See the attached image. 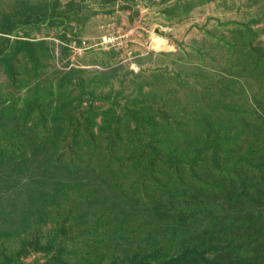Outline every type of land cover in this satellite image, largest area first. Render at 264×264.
<instances>
[{
  "label": "rangeland",
  "instance_id": "rangeland-1",
  "mask_svg": "<svg viewBox=\"0 0 264 264\" xmlns=\"http://www.w3.org/2000/svg\"><path fill=\"white\" fill-rule=\"evenodd\" d=\"M22 5L0 27V264H264V0L0 18Z\"/></svg>",
  "mask_w": 264,
  "mask_h": 264
},
{
  "label": "trees",
  "instance_id": "trees-1",
  "mask_svg": "<svg viewBox=\"0 0 264 264\" xmlns=\"http://www.w3.org/2000/svg\"><path fill=\"white\" fill-rule=\"evenodd\" d=\"M39 6H46V4L43 2H40L39 4H36L34 7L36 8H40ZM25 7L22 5L21 7H19L18 9L14 10V11H8L3 13V15L0 18V27L4 28V27H8V25H10V31L14 32L15 30L18 29V26H20L23 22V18L25 16V12L24 9ZM50 11V10H49ZM47 11L43 9V14H45ZM41 13H36L35 15V22L34 24H38L41 21H38V16ZM50 22H52V20H49ZM9 60V59H8Z\"/></svg>",
  "mask_w": 264,
  "mask_h": 264
},
{
  "label": "built area",
  "instance_id": "built-area-1",
  "mask_svg": "<svg viewBox=\"0 0 264 264\" xmlns=\"http://www.w3.org/2000/svg\"><path fill=\"white\" fill-rule=\"evenodd\" d=\"M115 44H116L115 37H113L111 33H107L101 36L95 45L106 48V47L114 46Z\"/></svg>",
  "mask_w": 264,
  "mask_h": 264
},
{
  "label": "bare ground",
  "instance_id": "bare-ground-1",
  "mask_svg": "<svg viewBox=\"0 0 264 264\" xmlns=\"http://www.w3.org/2000/svg\"><path fill=\"white\" fill-rule=\"evenodd\" d=\"M152 40L155 41V44L158 45V46H165L166 45V43H165L166 41L164 39H162V38H156V37H154V38H152Z\"/></svg>",
  "mask_w": 264,
  "mask_h": 264
}]
</instances>
